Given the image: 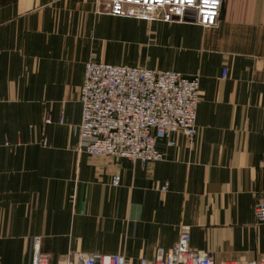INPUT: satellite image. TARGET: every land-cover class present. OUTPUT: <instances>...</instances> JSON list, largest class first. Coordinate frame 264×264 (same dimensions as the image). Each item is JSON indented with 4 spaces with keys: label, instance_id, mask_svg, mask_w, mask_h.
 <instances>
[{
    "label": "crops",
    "instance_id": "obj_1",
    "mask_svg": "<svg viewBox=\"0 0 264 264\" xmlns=\"http://www.w3.org/2000/svg\"><path fill=\"white\" fill-rule=\"evenodd\" d=\"M91 55L199 77L196 136L159 142L149 167L87 155L79 92ZM263 184L264 0H223L211 29L115 18L98 0H0V264H30L36 238L49 264H137L184 229L217 263L264 260Z\"/></svg>",
    "mask_w": 264,
    "mask_h": 264
},
{
    "label": "built area",
    "instance_id": "obj_2",
    "mask_svg": "<svg viewBox=\"0 0 264 264\" xmlns=\"http://www.w3.org/2000/svg\"><path fill=\"white\" fill-rule=\"evenodd\" d=\"M223 0H100L108 15L147 23H194L203 29L218 25ZM191 13V14H189ZM194 13V14H193ZM227 71L223 70V78ZM82 107L78 127L80 148L95 159H126L144 167L161 161L157 145L182 134L193 139L197 134V111L200 104V79L175 71L110 65L94 55L85 64L79 92ZM115 173L112 185L120 186ZM165 190V189H164ZM257 224L264 226V184L255 206ZM30 264H49L33 241ZM64 264H135L121 255L72 256ZM137 264H264V260L217 263L210 253L190 247L188 230H182L175 245L157 249L152 259Z\"/></svg>",
    "mask_w": 264,
    "mask_h": 264
},
{
    "label": "rangeland",
    "instance_id": "obj_3",
    "mask_svg": "<svg viewBox=\"0 0 264 264\" xmlns=\"http://www.w3.org/2000/svg\"><path fill=\"white\" fill-rule=\"evenodd\" d=\"M98 6H99V10L101 11H105V13H107L106 7L102 6L100 3V0H98ZM108 14V13H107ZM145 22V21H144Z\"/></svg>",
    "mask_w": 264,
    "mask_h": 264
},
{
    "label": "water",
    "instance_id": "obj_4",
    "mask_svg": "<svg viewBox=\"0 0 264 264\" xmlns=\"http://www.w3.org/2000/svg\"><path fill=\"white\" fill-rule=\"evenodd\" d=\"M189 14H191V13H189ZM193 14H194V13H193ZM189 22H193V23H194V18L189 19Z\"/></svg>",
    "mask_w": 264,
    "mask_h": 264
}]
</instances>
